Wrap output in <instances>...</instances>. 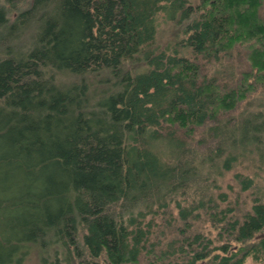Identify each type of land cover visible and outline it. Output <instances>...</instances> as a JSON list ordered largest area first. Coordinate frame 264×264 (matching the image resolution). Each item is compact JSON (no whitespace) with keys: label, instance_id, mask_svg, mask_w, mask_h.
<instances>
[{"label":"trees","instance_id":"trees-1","mask_svg":"<svg viewBox=\"0 0 264 264\" xmlns=\"http://www.w3.org/2000/svg\"><path fill=\"white\" fill-rule=\"evenodd\" d=\"M263 3L0 0V264L35 245L68 264L264 262ZM238 47L235 83L208 76Z\"/></svg>","mask_w":264,"mask_h":264},{"label":"rangeland","instance_id":"rangeland-1","mask_svg":"<svg viewBox=\"0 0 264 264\" xmlns=\"http://www.w3.org/2000/svg\"><path fill=\"white\" fill-rule=\"evenodd\" d=\"M193 4H197L199 0H189ZM261 14L264 16V3L261 8ZM174 27L171 22H167L163 18V14H160L158 18V33H157V41L156 44L161 48L169 45L171 41L175 40V35L173 31ZM247 68V62L245 59V52L243 47L236 48L230 55H224L219 61H213L206 63L205 71L210 77H216L218 81L222 84H232L239 78L241 75V71ZM264 100V91L257 92L250 102L254 104L249 108H256L260 102ZM249 102H244L242 107L240 108L243 111L249 105ZM257 109V108H256ZM180 133V132H179ZM183 134V133H181ZM180 135V134H179ZM182 136V135H181ZM201 137L200 133L197 134L196 138L192 141H197V139ZM241 170V169H238ZM227 183L234 184L235 190H238L239 184L237 180L234 178V172H229L226 176L225 182L223 183L224 187ZM231 193V192H230ZM249 193H243L240 198V202L243 204L241 208L246 210L249 208L251 197L248 196ZM235 193H232L231 197H235ZM167 213H161L156 217V226L154 227V234L152 237L155 241H160L161 245L163 246L166 242L171 241L174 237L179 234V231L175 229L178 226H182L183 222L180 221L178 218V210L175 207V204L172 203L170 208L167 209ZM171 216V217H170ZM152 215H148L145 219V222L151 219ZM202 223V222H201ZM198 224V223H197ZM199 226H203L205 231H211L212 227L209 223L205 222L198 224ZM205 227V228H204ZM160 250L159 248H157ZM148 258L143 254L142 263L149 264L147 261ZM167 260H162L158 264H164ZM22 264H68L63 256L52 254V252H47L42 250L39 245H35L31 250L30 254L26 257V259L22 262ZM245 264H264V262H256L252 258H249Z\"/></svg>","mask_w":264,"mask_h":264}]
</instances>
